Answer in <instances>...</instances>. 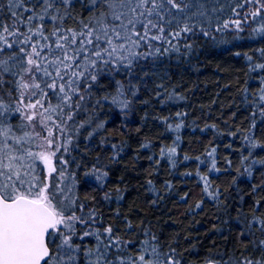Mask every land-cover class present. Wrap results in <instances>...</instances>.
Masks as SVG:
<instances>
[{"label": "snow or ice", "instance_id": "1", "mask_svg": "<svg viewBox=\"0 0 264 264\" xmlns=\"http://www.w3.org/2000/svg\"><path fill=\"white\" fill-rule=\"evenodd\" d=\"M199 39L217 46L264 42V0H0V264H193L185 252L195 244L182 249L179 234L162 240L149 223H133L118 207L106 216L95 195H80L70 168H81L73 153L82 147L85 154L108 147L110 162H121L128 144L108 134V116L127 117L141 103L151 107V100L140 98L142 90L160 106L186 102L188 96L166 86V77L149 89L143 67L170 53L189 56ZM250 53L234 54L244 56L258 84L255 91L242 90L248 126L237 171L251 181L255 171H264V47ZM188 116L184 110L152 116L176 134L171 145L147 157L157 170L165 160L177 167ZM148 118L146 111L142 119ZM208 129L221 134L216 124L200 131ZM153 144L145 137L137 151ZM226 147L237 150L232 143ZM216 153L211 146L207 161L194 157L207 171L195 173L202 198L189 213L202 209L204 198L213 202L217 220L239 227V255L210 249L196 264H264V182L250 183L247 192L235 178L229 188L215 186L210 174L221 172ZM224 163L228 171L233 161ZM109 173L97 156L83 176L103 190L100 200L118 204L123 189L105 190ZM165 186L172 191L171 181ZM189 199L188 192L179 197ZM234 199L239 203L232 206Z\"/></svg>", "mask_w": 264, "mask_h": 264}, {"label": "trees", "instance_id": "2", "mask_svg": "<svg viewBox=\"0 0 264 264\" xmlns=\"http://www.w3.org/2000/svg\"><path fill=\"white\" fill-rule=\"evenodd\" d=\"M257 46L264 47V42L242 40L217 46L199 39L194 41V51L189 56L170 53L155 62H145L143 71L150 74L145 77L149 89L153 82H160V77L163 76L166 77L164 83L169 89L175 87L189 99L178 104L160 106L155 103L150 92L142 90L140 98L151 100V107L138 104L127 117L113 111L108 116V134L117 140H126L128 147L122 154L119 164H112L108 159L111 155V149L108 147L102 151L93 148L86 154L82 147L80 152H74L73 155L76 156L81 168L76 169L75 165H72L70 171L75 172L80 195L88 197L95 195L98 206L106 216L113 215L118 207L133 223L144 220L162 240H170L179 234L182 249L193 244L196 246L191 254L185 252V256L193 264L207 256L210 249L221 252L236 250V254L239 255L237 242L239 227L234 220H229L227 225L222 220H217L219 213L213 202L207 198H204L202 209L189 213V207L202 198L201 184L195 173L197 169L202 174L207 171V164H200L194 157L199 156L201 160L207 161L206 149L211 146L217 147V166L221 168V172L210 174L215 186L229 188L235 178L241 191L247 192L250 183L264 182V171H255L251 181L246 175L240 176L237 171V169L242 171L238 149L242 145L243 130L248 126V109L242 103V90L248 87L255 91L258 84L251 79L255 74H248L244 56H236L234 53L240 51L251 54L250 48ZM178 110L189 112V116L185 120V127L179 133L181 141L177 149L180 153L177 157V167L171 169L165 160L161 161L157 170L147 157L152 152L158 153L161 144L171 145L176 134L166 131L165 126L152 116L174 115ZM146 111L149 118L142 119ZM206 124H216L221 134L216 135L212 129L201 132L200 129ZM230 131L237 133L238 138L229 136ZM145 137L152 138L153 148L137 151ZM228 143H232L233 148L237 150L227 148ZM185 154L193 159L184 161ZM260 154L264 155V152ZM97 156L100 157V163L110 169L105 190L112 191L117 186L123 189L124 199L118 204L115 200L111 203L100 200L103 190L83 176V171L89 170L96 163ZM226 159L233 161L228 171L223 170L228 167L224 163ZM185 172H192L193 175H182ZM148 180L153 181L152 186L147 184ZM165 181H171L173 185L171 192L167 191ZM150 188L153 190H149ZM185 192L190 195L187 202L179 200ZM157 194L163 196V200L158 199ZM152 200H157V203L153 205ZM238 203L239 201L234 199L232 206ZM232 215L235 216V212ZM215 227L223 230L214 231Z\"/></svg>", "mask_w": 264, "mask_h": 264}]
</instances>
